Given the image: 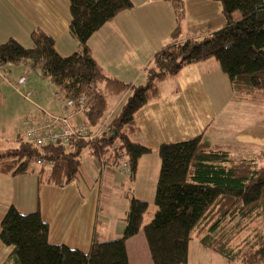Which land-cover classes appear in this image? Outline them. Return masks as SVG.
I'll use <instances>...</instances> for the list:
<instances>
[{"label":"trees","instance_id":"1","mask_svg":"<svg viewBox=\"0 0 264 264\" xmlns=\"http://www.w3.org/2000/svg\"><path fill=\"white\" fill-rule=\"evenodd\" d=\"M171 5L174 29L170 43L156 52L145 71V83L130 87L107 77L92 58L87 42L105 24L131 10V0H68V33L77 50L61 56L54 41L39 30L30 33L31 47L13 39L0 44V68L24 67L48 79L62 100L84 97L83 115L91 132L104 131L91 141L36 147L18 134L16 145L0 149V174L35 175L42 184L65 188L78 179L81 154L104 167L124 160L133 179L141 157L150 154L138 135L135 114L160 96V84L187 66L216 61L227 77L234 98L264 99V0H210L221 4L225 25L201 39L178 42L184 0H157ZM236 13L239 15L237 16ZM125 96L116 114L107 103ZM154 193L156 211L141 227L147 203L129 198L121 239L92 240L86 253L50 244L48 225L40 212L23 214L10 206L0 220V242L12 247L2 264H129L126 241L142 232L152 264H187L190 241L228 262L264 264V148L254 157L231 158L228 151L202 135L162 144ZM40 162V164H37ZM257 222L260 231L238 244L234 240Z\"/></svg>","mask_w":264,"mask_h":264},{"label":"crops","instance_id":"2","mask_svg":"<svg viewBox=\"0 0 264 264\" xmlns=\"http://www.w3.org/2000/svg\"><path fill=\"white\" fill-rule=\"evenodd\" d=\"M131 2V10L120 13L105 24L89 38L87 45L92 58L107 77L135 87L145 83V71L156 52L170 43L175 18L168 3L157 0ZM70 21L68 0H0V44L13 39L23 47L30 48V33L39 30L54 41L58 54L68 56L77 50L76 41L68 33ZM224 25L219 2L184 0L178 42L201 39L222 29ZM12 77L16 86L19 78L25 77V84L19 86L20 89L36 93L34 101L42 109L53 115L61 113L63 101L56 98L54 87L48 79L41 78L29 68H0V80L9 84ZM0 89H5L0 91V110H3L4 103L1 100L7 88L0 84ZM232 97L233 100L251 104L255 119L250 125L238 129L230 140L214 141L213 136L221 132L216 124L218 116ZM118 99L124 100L125 96ZM27 113L34 121L41 117L40 114H33L32 110ZM74 118L80 120V116ZM5 120L0 118V137L7 131ZM135 121L138 135L133 136L132 140L145 145L150 154L140 158L132 180L115 168L100 165L91 157L88 160L87 182L83 183L79 179L82 176L81 160L78 179L65 188L44 185L35 175L12 177L0 174V220L10 206L23 214L38 210L48 225L50 244L64 245L86 253L93 239L100 242L113 240L100 217L104 194L108 197L119 192V197L126 199L127 193L124 195L122 192L125 188L130 191L139 188L140 193L145 190L155 193L160 145L187 141L202 135L213 145L226 149L231 158L254 157L260 148H264V99L258 98L252 102L234 98L230 82L212 59L184 67L175 78L163 81L159 98L136 112ZM15 123L19 121L15 119L12 124ZM17 124L16 133L9 137V142L18 137ZM31 187L36 189V200L27 206L23 196ZM7 195H10L9 199ZM22 199L25 207L22 206L20 210L17 202ZM139 234L125 243L129 264H132L129 245ZM11 250L12 247L0 242V264Z\"/></svg>","mask_w":264,"mask_h":264},{"label":"rangeland","instance_id":"3","mask_svg":"<svg viewBox=\"0 0 264 264\" xmlns=\"http://www.w3.org/2000/svg\"><path fill=\"white\" fill-rule=\"evenodd\" d=\"M236 15L238 16L239 14L236 13ZM12 78H13L12 82H10L9 84L0 80V84L2 86L3 85L6 86L7 88L1 100L4 103V106L2 107L3 110H0V118L5 120V116H6V120L4 121V123L7 126V131H4L2 134V137H0V149L1 150L11 147L13 145H16L14 141L12 142L8 141L9 137L12 134L14 135L16 133L17 123H15L14 125L12 124V122L15 121V119L19 121V123L17 124V128H18L19 124L24 120H28L34 123V120L27 113L28 110H32L33 114L37 113L40 115L42 111L48 112L47 110L42 109L37 104V102L35 103L34 98L35 97L37 98V94L32 92L31 90H29V92L32 95L29 97V99L28 100L23 99L21 97V94L26 93V92H23L22 89H20L21 86L20 87L16 86V83L14 82V77ZM1 90H5V89H0V91ZM125 99L121 100L118 98H114L112 100H109L107 103L108 115L116 114L119 111L121 105L124 103ZM120 100H121L120 104H117L118 101ZM57 101L59 102V99H57ZM253 108L254 107H252L251 104L233 100V97H232L231 101L227 102L226 108L218 116V121L216 122V124L220 128L221 132L213 136L214 141L221 142L224 140H230L233 134L238 129H243L244 127L250 125L251 121L255 119V115H254L255 112L253 111ZM89 157L90 156L88 155L86 150L81 154L82 176L80 175L81 177L79 179L83 183L84 181L87 182V178H89V173L87 169ZM115 169L116 171L119 170L118 167H116ZM35 191L36 189H33V187H31V189L28 188L26 195L23 196L24 201L27 204V206L29 204H32L33 200H36L34 196ZM139 191H140L139 188L134 189V191H130L128 188L123 189L122 192L124 193V195H126L127 193L126 199L123 197H119L118 195L119 192L115 194L114 196H108V197L106 194H104L103 200H102V206L104 205V207L100 210V217L103 219L104 223L107 225L105 229H107V231L112 234L111 236H109L111 237L110 239H113V240L121 239L123 235V231L125 229V221L123 219L125 218L126 216L125 214L129 208V198H134L137 200L141 199L147 203L148 206H147L146 212L143 214V217L141 220V227L150 223L156 211V208L153 202L154 201V191L151 193H149L148 190L147 192L145 190V192H141V193ZM1 198L2 197H1V187H0V202H1ZM6 198L9 199L10 195H7ZM17 203L21 205V206L19 205L17 206L20 210H22V208L25 207L23 204V199ZM256 231H260V229H259V226L257 225V222H254L250 225V229H248L247 232L241 234L238 238L234 240V243L238 244L247 236L248 237L252 236L254 232ZM131 242H132L131 245H129L130 259H132L131 263L132 264H152L150 255L148 253L147 245H146V242H145V239L142 233L140 232L139 237H137ZM187 264H239V262L238 261L233 262V263L228 262L225 258L221 257L220 255L212 251H209L207 249H204L197 242V240L193 238L189 244Z\"/></svg>","mask_w":264,"mask_h":264},{"label":"built area","instance_id":"4","mask_svg":"<svg viewBox=\"0 0 264 264\" xmlns=\"http://www.w3.org/2000/svg\"><path fill=\"white\" fill-rule=\"evenodd\" d=\"M24 84L25 77L19 78L17 86ZM30 96V92L21 94V97L25 100H28ZM56 97L59 98L58 95ZM62 104L63 109L59 115L42 111L41 117L34 123L28 120L22 121L18 127L19 134L27 143L36 147H44L56 144L67 145L73 140L91 141L104 131L105 122L95 132H91L84 121L83 115L88 112L87 101L84 97L63 101ZM111 115H108V117ZM75 116H80V120L74 118ZM37 164H40V162H37ZM118 169L120 174L130 178L131 170L124 160H121Z\"/></svg>","mask_w":264,"mask_h":264}]
</instances>
